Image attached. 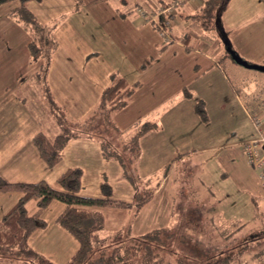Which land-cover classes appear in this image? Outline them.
Returning a JSON list of instances; mask_svg holds the SVG:
<instances>
[{
	"label": "rangeland",
	"instance_id": "1",
	"mask_svg": "<svg viewBox=\"0 0 264 264\" xmlns=\"http://www.w3.org/2000/svg\"><path fill=\"white\" fill-rule=\"evenodd\" d=\"M160 1L33 0L27 6L34 15L30 24L16 16L2 15L6 7H0V128L2 120L8 126L12 122L23 124L20 123L18 136L15 129L7 135L0 131V172L7 173L5 170L10 162L13 166L11 160L15 157L19 167L15 162L11 181H34L38 171L41 180L55 187L54 178L73 163L70 161L74 160L72 156L76 154L77 146H83V143L72 140L66 153L62 152L63 160L52 168L46 167L39 159L30 137L40 131L54 135L53 131L59 132L61 128L56 127L46 104L41 102L38 89L33 87V81L28 77L29 67L36 68L47 60L54 75L78 76L81 73L100 91L110 84L112 75L124 77L129 84L138 81L139 86L127 98L126 107H95L94 115L93 108H90L78 121L60 110L56 114L68 118L71 125L67 127L72 135L82 134L90 140L83 146L84 150L77 151V164L84 167L80 196L101 197L100 183L113 187L110 199L116 201L136 204L145 193H151L150 202L142 213L145 217L139 216L137 226L133 227L137 234L131 226L116 228L107 225L110 221L120 220L122 209H103L102 220L106 229L101 233V237L106 235L103 245L136 244L143 240L141 236H157L155 243L161 249L153 243L147 246L159 253L158 264L212 263L225 254L234 257L231 264H264V256L252 257L256 252L264 251V190L256 172L247 165L240 144L228 147L224 141L235 123L231 115L232 105L221 115L211 117L206 111L209 119L206 122H202L194 111L201 127L186 126L181 134L180 152L173 153L176 158L168 170L164 165L154 171V165H150L145 168L148 174L145 178L127 177L130 173L136 174L134 168L138 167L137 145L128 141L136 130L128 126L149 123L154 115L152 108L156 112V105L166 107L177 97L191 76V65L203 55L219 61L245 109L264 121V71L256 69L264 67L262 5L236 14L233 10L243 2L232 0L234 7L218 16L220 26L211 30L193 28L192 33L196 35L187 45L189 49H185L174 43L163 48V39L155 26L138 12L143 10L149 14L160 7ZM7 4L11 7L17 3ZM172 18H168L169 24H172ZM190 23V19H184L182 26H190ZM136 24H146L144 27L152 32L141 38L140 33L144 30ZM223 34L230 43L225 42ZM34 39L35 47L40 48V57L36 59L30 55L27 45ZM203 43L209 46L207 50ZM191 46L199 52L196 53ZM229 46L233 54L228 50ZM233 55L251 67L232 62ZM142 65L148 68L147 73H139ZM72 80L74 82H69L70 85L77 83L74 77ZM17 98L25 102H13ZM8 101L16 107L7 109ZM62 127L65 128L66 123ZM4 136L15 138V144L7 146L2 139ZM219 145L222 146L219 148ZM182 153H187V158L177 161ZM24 159H30V166L35 167L34 173L25 165L27 161ZM38 163L40 167H36ZM114 170L123 174L121 180L114 176ZM168 171L164 185L154 193L163 174ZM30 173V178H25ZM19 195L15 190H0V218ZM26 209L28 214H37L47 222L46 229H38L29 237L28 245L51 261L63 264L77 247L76 242L54 223L63 204L54 199L45 208L38 209L34 201H29ZM141 218H145L143 223ZM59 236L68 239L65 241ZM141 245L143 248L145 244ZM145 251L143 248L141 254ZM56 252L58 258H55ZM155 260L153 264L157 262ZM134 264L148 263L135 259Z\"/></svg>",
	"mask_w": 264,
	"mask_h": 264
},
{
	"label": "crops",
	"instance_id": "2",
	"mask_svg": "<svg viewBox=\"0 0 264 264\" xmlns=\"http://www.w3.org/2000/svg\"><path fill=\"white\" fill-rule=\"evenodd\" d=\"M168 1L169 0H161L160 6L165 4ZM204 1L205 0H187L184 2L182 6L175 9L173 13L174 18H172L173 22L171 24V34H172L171 36L174 39V41L171 42L170 44L174 43V44H177L176 46L178 47L189 49L187 45L191 41L192 37L196 35L195 33H192V30L194 31L193 28L195 27H199V29L201 28L199 24L193 20L192 16L197 13L198 9L202 6ZM240 1L243 2L242 5L238 6L236 10H233L236 12V14L241 11L245 13L249 8H252V9L258 8L260 7V5H262L264 9V3L262 2L263 0H251V1L249 0L248 2H246V0H239L238 2ZM234 5H232V0H228L226 8L221 11V14L223 11L224 12L227 11V9H232ZM16 6L17 4L16 5L13 4L11 7H8L7 3L1 5L0 7H6V9L2 11V15L8 17L10 11L14 9ZM130 12H132V10H130ZM184 19L186 20L190 19V22H191L190 26L188 25L182 26V22ZM221 25H222V22H221ZM138 26L139 28L144 30L143 33H145V34L140 33L139 37L141 38L149 36L150 32H152L150 30L148 31L147 28L144 27L146 26V24L138 25ZM153 31L155 30L153 29ZM223 35L225 38V42L228 44L229 39H227V35L225 34ZM152 42L153 43L155 42L154 38ZM203 45H204L203 48L205 50L209 48V46H205L204 43ZM237 45H238V42H237ZM162 47L163 48L167 47V44L163 43ZM190 48H192L196 53L199 52L196 49V47L191 46ZM231 49L232 47L229 46L228 50L232 51ZM232 62H234V60ZM156 63H159V60H157ZM152 65H155V63ZM39 66L40 64H38L36 68H34L33 66L29 67L28 72L30 74H28V77L30 78V80L33 81V87L36 90L38 89L39 94L41 96V102L46 104L47 112L49 113L51 119L54 121L56 127L61 128V131L59 132H56V130H54L53 131L54 135H48L47 133H44L47 137L51 138V137L56 136L57 134H60L64 128L62 127L64 123H66L65 128L68 130V132L70 131L67 125L70 126L71 124L70 122L67 121L68 118H66V116H65L66 119L64 118V115H63V118L60 117L62 122H61V125L58 124V121H57L58 116L56 114H58L59 112L57 113V111L60 110L61 112H63V114L66 113L68 117H71V119H76L78 121L80 118L82 119L84 118L82 117L83 116L82 114H85V112H88L87 109L93 108L92 115H94L95 113L94 108L95 107H97L96 109L101 108L100 96L103 90L100 91L99 89H96L94 85L90 83L89 80L86 77H84L81 73L78 76L69 75V74L54 75L53 71H51L52 68H49L48 66L47 69L45 70V74L37 75L36 71ZM190 68H191L190 71H192V73L190 74L191 76L190 78L186 79L184 85H182L181 91H179L180 92L179 95L175 97L176 99L174 98L166 107L159 108V105H156L158 106V107H155L156 112L152 108L151 112L154 115L151 116L149 123L146 122L144 124H153L154 128L139 138L137 142V147H138V152H137L138 153V157H137L138 164L137 165L138 167L134 168V170L136 171V174L135 172L134 174L130 173L127 175V177L132 178L134 176H137V177L140 176V178H145L146 176H148V174L145 172V168L150 165H154V171L161 169V167L164 165H168V169L170 168L171 162H174L176 158L174 157L175 155L173 153H175L176 150L180 152V147L182 146L181 134L183 130L186 128V126L189 124H194L196 128L201 127V124H200L201 122L199 118L195 115L194 109H193L195 102L198 99H201L204 101L207 114L208 116H211V117L215 115H221L225 113V110L230 105L233 106V111L231 115H232V118H235V123L233 124V126L229 128L228 132L225 135V140H224L228 147H232V145L235 146L236 144L241 145L242 143L246 142L247 140L253 137L254 129L251 123V118L252 116L255 115V113L248 112L245 109L240 97L238 96L237 91L234 89V86L230 84L229 79L226 77L225 71L222 70V68L220 67L219 61L217 59L212 58L211 56L203 55V57L201 59L196 60L191 65ZM147 71H148V68L146 67V65H142L139 73L143 74V73H147ZM73 77L74 79H76L77 83L76 84L73 83L70 85L69 82H74V80H72ZM138 86L139 85H137V87ZM47 94L51 97V100L54 106L53 109L50 108V104L46 98ZM19 101L25 102L23 99H20V98H17L13 102H19ZM10 103L12 102L8 101V103L6 104V107L8 106L7 109H11L10 108L11 106L12 108L16 107V104L13 105ZM91 104H92V107L90 106ZM126 105H128V101ZM126 105L124 107H126ZM103 108H110V107L107 105V106H104ZM74 113L76 114L75 116H73ZM78 114H80V117ZM81 121L82 120H80V123ZM75 122L74 124H77ZM2 123H3L2 128H0V131L2 134L7 135V133H11L12 129H15V134H17L18 136L19 129L21 128V125H20L21 122L18 123V125L15 122H12L10 126H8L5 120H2ZM77 125H79V122ZM130 125L131 126H128V128L132 127L131 129H135V130H137L141 126L140 125L136 127V125L135 126H132V124ZM133 134H134V131L132 132L130 137ZM69 135H70V139H68V141L66 142L65 146L63 147L61 151L60 162L63 160L62 152L66 153L67 151L66 147L72 140L79 141L78 143H83V146H85V143L90 141L89 139L87 140L85 137H83L82 134L78 135L77 133V134L72 135L69 132ZM32 136L30 137V140ZM2 139L4 140L7 146H12L11 144H15V138L4 136ZM83 146L82 145L77 146V148L74 150V153L76 154L72 156L74 160L70 161L73 163L66 167V169L70 167H80L82 169V177L84 173V170H83L84 167L82 165L77 164V162H79V159H78L79 153H77V151L80 149L84 150L82 149ZM221 146L222 145H219V148ZM35 152L37 153L36 149H35ZM37 156H39L38 153H37ZM187 156H188L187 153H182V155L177 158V161L184 160L187 158ZM39 159L41 158L39 157ZM24 160L27 161L25 165L26 166L28 165L29 168L32 169V172L34 173L35 167L34 165H32V167L30 166L31 165L30 159L29 160L24 159ZM11 161L13 163L12 164L13 166L12 167L10 166L11 165V162H10L9 166L5 170L7 173H4L3 171H2L3 173L0 172V176L4 180L8 182L10 181L12 183H36L38 181H41V178H40L41 176L38 177V171L36 174V180L34 181H30L32 179L30 180L25 179L27 181H11L10 180L12 179V176H10L11 170L15 169V162H16V166L19 167V164H18L19 162L18 160H16L15 157H13ZM42 163L46 166V164L43 161ZM39 165L41 164L38 163L36 167H40ZM49 168H52V167H49ZM96 168L97 167L93 169L95 170ZM113 174L114 176H116L118 180H121V177L123 178V174L120 173V171L114 170ZM168 175H169V171L163 174L162 180L160 181V183H158L154 193L157 192L158 189H160V187L164 185ZM30 176H31V173L29 174V176L25 178H30ZM57 177H55L54 180H56ZM100 186H101V183H100ZM112 191H113V187H111V192ZM149 202L150 201H147L138 210H135L133 207H130L129 209H124V212L122 213L123 215L120 218V220L110 221L107 225L111 227H114V226L116 227L119 225H123V226L127 225V226H131V228L134 229L133 227L137 226L136 223H137L139 216L145 217V216H142L143 215L142 213L145 211L144 208L146 207V205H148ZM144 219L145 218L142 219L141 221L142 223ZM46 228H47V225L45 228L41 230H44ZM128 230H129V227H128ZM136 230L134 232L137 234L138 231ZM58 238H62L65 241L68 239L66 238V236L65 237L59 236ZM257 253L261 254L259 255L258 258H261L262 256H264V251L263 252L259 251ZM58 255L59 253L56 252L55 258H58L59 257ZM60 258H64V257H60ZM255 259H257V257ZM0 264H9V263L0 262Z\"/></svg>",
	"mask_w": 264,
	"mask_h": 264
},
{
	"label": "trees",
	"instance_id": "3",
	"mask_svg": "<svg viewBox=\"0 0 264 264\" xmlns=\"http://www.w3.org/2000/svg\"><path fill=\"white\" fill-rule=\"evenodd\" d=\"M12 1H16L17 6L10 11L9 16H16L18 20L24 19L26 23L30 24L34 15L27 6L33 0H0V6ZM169 3L170 0L161 6L165 7ZM227 3L228 0H205L192 18L202 29L211 30L216 25L220 26L218 16L226 8ZM35 39L30 41L28 48L32 57L36 59L40 57V48L35 47ZM47 66L48 61L44 60L36 71L37 75L45 74ZM137 85L138 82L129 84L124 77L112 75L110 84L101 93V108L107 105L114 109L122 108L126 105L127 98L131 96ZM46 98L50 108L53 109L51 97L47 94ZM194 111L201 121L206 122L205 104L202 100H196ZM57 121L61 125L60 117L57 118ZM153 128V124L141 125L128 141H134L137 145L139 138ZM69 132L64 128L60 134L51 138L43 132H37L32 136L31 142L47 167H53L60 162L61 151L70 139ZM102 156L105 155L102 153ZM164 169L167 170L168 165ZM81 179L82 169L80 167H70L64 170L56 178L55 187L48 185L43 180L36 183H12L0 176V190L8 192L15 190L20 194L15 203L0 218V262L9 264H57L28 245V239L32 233L45 228L47 222L37 214H28L26 209L29 201H34L36 208L43 209L55 199L63 204V209L55 217L54 223L64 230L77 245L75 251L63 264H134L135 259L148 264H153V260L156 259L157 262L154 264L159 263V253L153 251V247L147 246V244L153 243L161 249L155 243L157 236L145 235L141 236L143 240L141 239L140 243H128L112 247L103 245L106 235L101 237V233L106 230L102 220L103 209L115 208L122 209L124 212V209L133 207L138 210L148 201L151 193H145L136 204L111 200V187L104 183L100 186L101 197H84L79 195L82 188ZM141 243L146 245L143 246L146 251L142 254ZM259 255L256 252L252 257L255 259ZM230 256V254H225L218 261L205 264H231L234 257L230 258Z\"/></svg>",
	"mask_w": 264,
	"mask_h": 264
},
{
	"label": "built area",
	"instance_id": "4",
	"mask_svg": "<svg viewBox=\"0 0 264 264\" xmlns=\"http://www.w3.org/2000/svg\"><path fill=\"white\" fill-rule=\"evenodd\" d=\"M185 1L187 0H171L167 6H160L157 10L149 12V14L143 10H139L138 12L143 18L155 26L163 42L170 44L173 42V38L171 36V24H169L168 18H171L175 9L182 6ZM251 123L254 129V135L242 143L240 147L245 155L247 165L256 172L259 184L264 190V121L260 116L254 115L251 118Z\"/></svg>",
	"mask_w": 264,
	"mask_h": 264
},
{
	"label": "water",
	"instance_id": "5",
	"mask_svg": "<svg viewBox=\"0 0 264 264\" xmlns=\"http://www.w3.org/2000/svg\"><path fill=\"white\" fill-rule=\"evenodd\" d=\"M231 54H233V52L231 51ZM232 59L234 60V62L238 63V64H244V62L240 59V58H237L235 55L232 56ZM245 67L247 68H250L251 65H247V64H244ZM256 69L260 70V71H264V67H256Z\"/></svg>",
	"mask_w": 264,
	"mask_h": 264
}]
</instances>
